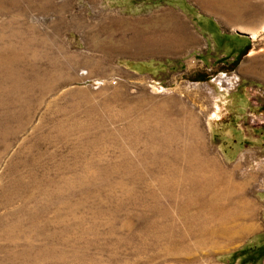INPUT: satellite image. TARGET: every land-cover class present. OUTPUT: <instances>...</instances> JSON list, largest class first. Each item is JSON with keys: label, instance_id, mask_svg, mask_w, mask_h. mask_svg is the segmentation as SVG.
Returning a JSON list of instances; mask_svg holds the SVG:
<instances>
[{"label": "rangeland", "instance_id": "1", "mask_svg": "<svg viewBox=\"0 0 264 264\" xmlns=\"http://www.w3.org/2000/svg\"><path fill=\"white\" fill-rule=\"evenodd\" d=\"M188 7L196 18L209 17L208 34L215 26L222 49L234 44L238 51H213L211 71L190 53L183 64L148 75L113 57L104 20L128 9L108 0H0V46L10 36L11 54L40 75L46 66L50 77L26 114L0 134V264H264V30L255 40L245 32L264 25V0H188ZM25 40L31 54L23 56ZM249 60L262 75L247 70ZM212 86L243 98L240 113L223 108L210 122ZM88 107H95L90 115L81 112ZM156 112L165 122L196 125L201 156L222 171L219 183L188 186L183 160L169 174L140 166L143 139L132 141L123 127L135 118L147 132ZM58 126L68 132L59 135ZM188 142L197 145L189 134ZM119 159L120 170L96 178L86 171ZM126 168H138L140 178ZM85 173L87 180L66 186ZM13 179L22 185L12 188ZM239 193L256 202L255 212L244 198L236 202ZM232 208V225H257L240 236L216 233Z\"/></svg>", "mask_w": 264, "mask_h": 264}, {"label": "bare ground", "instance_id": "2", "mask_svg": "<svg viewBox=\"0 0 264 264\" xmlns=\"http://www.w3.org/2000/svg\"><path fill=\"white\" fill-rule=\"evenodd\" d=\"M261 30H264V25L261 26L260 29L254 27V29H248V31L245 32L255 40L258 32ZM8 37L9 41H3V45L0 46V134H2L7 129V125L10 123V121L15 122V120L20 119L24 114H26L31 103V99H35L39 93H41V90L45 87L50 78L47 76L49 71L47 70L46 66L42 68L40 75L35 71V69L30 67L26 60L22 61V57L18 56L16 53L11 54L10 49H13L12 44H16L12 42V38L10 36ZM1 39L2 36H0V40ZM19 48L23 56L27 55V53H30V51H27L29 50V46L28 41L26 40L19 44ZM95 62L96 61H94L93 64L95 65L93 66L94 69H102V66L98 64L99 62ZM253 68L254 65L252 66V69ZM94 69L92 68L90 71L92 72ZM257 74L259 73L256 72V75ZM260 74L262 75V72ZM217 85H219L218 81ZM211 88L215 90L214 104L216 108L210 116V122H216V117L221 114L223 108L230 109L234 107L237 114L240 113L241 109L245 105L243 98H239L235 94H228L229 92L220 86L219 89H216L215 86H212ZM225 90L228 93H226ZM171 102L173 103V100ZM91 109H95V107L81 108V112L85 113L86 115H90L92 113ZM73 110L80 111V108L76 107ZM155 117L156 120L154 125H152L153 128H150L147 132L142 131L141 126L136 123L135 118H131L129 120L131 123L127 124L128 128L123 127V130L126 129V136L130 137L132 141L139 142L141 139H143L142 143L140 144L142 147L139 154L140 166L143 168H148L151 166L150 170H153V165H155L159 168L165 169L169 174L175 162L178 160H183L187 163L186 166L188 167V171L183 173L181 172V177L188 186L196 187L219 183L218 181H220V174H222V171L218 167L217 161L215 162L211 159V157L208 158L201 156L203 146L197 139L198 131L196 125H191L188 128V126L183 125L176 120L172 121L169 119L170 117L167 119L169 122H165V117L163 114L161 115V112H156ZM158 126L161 128L158 129ZM129 127H132L130 134L128 133ZM57 132L59 135L63 136L68 132V130L62 126H58ZM188 134L190 135L192 142H196V146L188 144ZM180 139L184 141L185 144H183V148H181L180 151H177L175 150V143L177 141L180 142ZM112 162H107L108 164L104 165L99 164L100 166H86V171H89L90 175L96 178L100 177L99 174L106 173L111 168H118V170H120L124 166L121 164L115 166V164L118 162H124L123 159H119L110 165ZM125 171L130 176L132 175L131 177L134 179L140 178V172L138 168H126ZM87 179L88 176L85 173L80 174L75 179L67 180L65 183L67 187H72L75 183L83 182ZM161 179L163 184L167 181L166 176L162 177ZM21 185V180L19 179H13L11 181L12 188H17ZM227 189L228 188H223L218 193V196L221 192ZM243 198L247 201L246 208L249 214L255 212L257 208L256 202L249 199L248 197L246 198L244 194L240 195L239 193L235 200L239 203ZM236 214L237 211L234 208L227 210L223 215L224 219H222L219 230H216L215 232H220L223 235L234 234V232H236L240 236L250 232L257 225L251 222L247 224L243 223L242 225L238 226L232 225L231 222L233 219H236Z\"/></svg>", "mask_w": 264, "mask_h": 264}, {"label": "crops", "instance_id": "3", "mask_svg": "<svg viewBox=\"0 0 264 264\" xmlns=\"http://www.w3.org/2000/svg\"><path fill=\"white\" fill-rule=\"evenodd\" d=\"M108 1L115 8L123 6L125 8L122 9H128L125 14L118 10L111 18L106 16L104 23L109 24L113 32L115 62L136 74L154 75L173 62L183 64V59L190 53L201 63L198 64L211 71L213 62L208 63L210 58L207 56L213 51L222 52L223 56L227 52L238 51L239 47H234V44L222 49L215 26H212L214 30L209 36V17L202 15L196 18L190 12L188 0H160L153 7L147 6L144 1L138 4L136 0ZM138 5L140 9L131 13L130 10ZM119 34L121 36L117 37ZM216 56H212L214 61ZM252 65L255 67L254 62L249 60L247 70L251 73L256 71L251 69Z\"/></svg>", "mask_w": 264, "mask_h": 264}]
</instances>
